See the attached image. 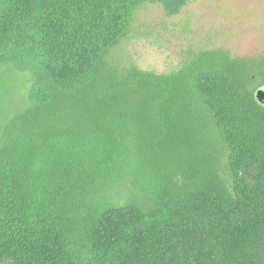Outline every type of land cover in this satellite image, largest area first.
I'll return each mask as SVG.
<instances>
[{
  "label": "trees",
  "instance_id": "1",
  "mask_svg": "<svg viewBox=\"0 0 264 264\" xmlns=\"http://www.w3.org/2000/svg\"><path fill=\"white\" fill-rule=\"evenodd\" d=\"M191 0H0L29 74L0 148V264H264V58L119 69L138 11Z\"/></svg>",
  "mask_w": 264,
  "mask_h": 264
},
{
  "label": "rangeland",
  "instance_id": "2",
  "mask_svg": "<svg viewBox=\"0 0 264 264\" xmlns=\"http://www.w3.org/2000/svg\"><path fill=\"white\" fill-rule=\"evenodd\" d=\"M215 50L264 58V0H191L175 15L146 5L112 60L119 69L168 76L199 53ZM30 85L29 74L0 65V148L9 121L28 107Z\"/></svg>",
  "mask_w": 264,
  "mask_h": 264
},
{
  "label": "water",
  "instance_id": "3",
  "mask_svg": "<svg viewBox=\"0 0 264 264\" xmlns=\"http://www.w3.org/2000/svg\"><path fill=\"white\" fill-rule=\"evenodd\" d=\"M258 99L264 104V88L260 89Z\"/></svg>",
  "mask_w": 264,
  "mask_h": 264
}]
</instances>
